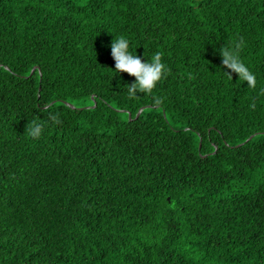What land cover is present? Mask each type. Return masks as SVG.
Wrapping results in <instances>:
<instances>
[{"label":"trees","instance_id":"16d2710c","mask_svg":"<svg viewBox=\"0 0 264 264\" xmlns=\"http://www.w3.org/2000/svg\"><path fill=\"white\" fill-rule=\"evenodd\" d=\"M120 35L170 68L152 93ZM261 89L264 0H0V264H264Z\"/></svg>","mask_w":264,"mask_h":264},{"label":"clouds","instance_id":"9594fccd","mask_svg":"<svg viewBox=\"0 0 264 264\" xmlns=\"http://www.w3.org/2000/svg\"><path fill=\"white\" fill-rule=\"evenodd\" d=\"M246 46V41L242 36H237L229 45L220 48L222 57V74L231 76L235 73L242 82H246L248 88L255 90L257 86V76L251 68L242 59L241 53ZM111 57L113 58L115 73L126 72L135 77L126 89L129 99L135 98L139 93H152L159 81L171 71L168 65L163 62L161 52L157 51L150 59H141L131 48L130 39L127 36L120 35L110 44ZM113 76V75H112ZM264 94V89L260 90ZM154 102L160 104L161 98L153 97ZM249 108L255 110L257 104L253 99L249 103ZM51 121L59 122V115L53 111L49 113ZM44 123L38 117L34 119L29 128V135L38 139L44 131Z\"/></svg>","mask_w":264,"mask_h":264}]
</instances>
